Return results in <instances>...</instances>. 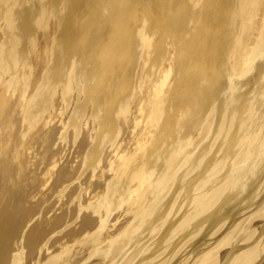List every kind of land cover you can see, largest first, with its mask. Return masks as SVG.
<instances>
[{
	"label": "bare ground",
	"instance_id": "1",
	"mask_svg": "<svg viewBox=\"0 0 264 264\" xmlns=\"http://www.w3.org/2000/svg\"><path fill=\"white\" fill-rule=\"evenodd\" d=\"M0 264H264V0H0Z\"/></svg>",
	"mask_w": 264,
	"mask_h": 264
}]
</instances>
